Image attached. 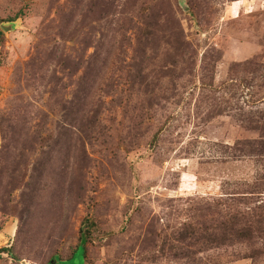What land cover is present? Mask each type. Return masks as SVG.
Masks as SVG:
<instances>
[{
  "label": "rangeland",
  "instance_id": "1",
  "mask_svg": "<svg viewBox=\"0 0 264 264\" xmlns=\"http://www.w3.org/2000/svg\"><path fill=\"white\" fill-rule=\"evenodd\" d=\"M54 260L264 264V0H0V264Z\"/></svg>",
  "mask_w": 264,
  "mask_h": 264
},
{
  "label": "trees",
  "instance_id": "2",
  "mask_svg": "<svg viewBox=\"0 0 264 264\" xmlns=\"http://www.w3.org/2000/svg\"><path fill=\"white\" fill-rule=\"evenodd\" d=\"M84 238L83 237H81V239H80V244H79V246H77V248L75 249V250H77L78 248H81L82 249V252H83V256H84V260H85V249H84ZM74 250V251H75ZM73 251V252H74ZM4 253H9V251L8 250H4L3 251ZM72 256H73V253H72V255L70 256V258L69 259H71L72 258ZM69 259H67V260H69ZM57 260H54V262H55V264H61V261H57ZM51 264V263H50ZM54 264V263H53Z\"/></svg>",
  "mask_w": 264,
  "mask_h": 264
},
{
  "label": "water",
  "instance_id": "3",
  "mask_svg": "<svg viewBox=\"0 0 264 264\" xmlns=\"http://www.w3.org/2000/svg\"><path fill=\"white\" fill-rule=\"evenodd\" d=\"M54 262H51V264H53Z\"/></svg>",
  "mask_w": 264,
  "mask_h": 264
},
{
  "label": "bare ground",
  "instance_id": "4",
  "mask_svg": "<svg viewBox=\"0 0 264 264\" xmlns=\"http://www.w3.org/2000/svg\"><path fill=\"white\" fill-rule=\"evenodd\" d=\"M236 14V13H235ZM237 15V14H236Z\"/></svg>",
  "mask_w": 264,
  "mask_h": 264
}]
</instances>
